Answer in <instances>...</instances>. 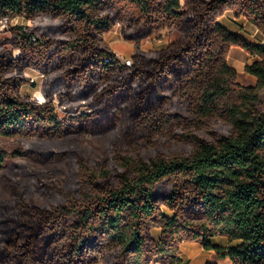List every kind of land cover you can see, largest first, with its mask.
<instances>
[{
	"label": "trees",
	"instance_id": "16d2710c",
	"mask_svg": "<svg viewBox=\"0 0 264 264\" xmlns=\"http://www.w3.org/2000/svg\"><path fill=\"white\" fill-rule=\"evenodd\" d=\"M228 10L264 36V0H0V18L32 22V33L11 27L17 55L0 51V139L91 134L112 153L72 159L80 194L62 204L41 207L8 185L0 264H172L192 241L232 264H264V43L224 26ZM117 21L127 40L181 35L136 52L133 66L104 62ZM232 47L259 57L244 67L255 85L237 80ZM26 67L44 73V101L21 95ZM56 99L92 111L58 120ZM174 144L188 150L166 153ZM7 158L0 146L4 184ZM56 184L50 195L65 194Z\"/></svg>",
	"mask_w": 264,
	"mask_h": 264
},
{
	"label": "rangeland",
	"instance_id": "374dc122",
	"mask_svg": "<svg viewBox=\"0 0 264 264\" xmlns=\"http://www.w3.org/2000/svg\"><path fill=\"white\" fill-rule=\"evenodd\" d=\"M226 13L222 17V24L227 28H230L233 32H236L235 30H240V17H237L235 11L233 10H228ZM234 19H238V22L235 23ZM248 24L250 26L245 28L246 31L244 34L250 41H256L257 33L254 29H257L259 33L261 32L254 24L250 22H248ZM14 25H22L26 31L32 33L30 30L32 22L24 17H15L11 19L0 18V51L3 48H6L10 51L13 50L14 54L17 55V49H14L13 44L8 43L12 37L11 27ZM128 25L129 23L126 21H117L114 27L109 32L104 34V42L113 52V55H109L104 58V62L116 60L120 64H123L124 60L131 59V65H123L133 66L132 56L136 52H148L165 47L172 41L178 39L181 35V33L177 30H164L160 34L148 36L140 39L139 41H132L127 40L122 33L123 29ZM229 55L228 63L231 66L232 62L239 65V72L241 73V76L243 73V77H245V79H247L246 75L251 76V74L241 69L242 64L240 58L237 57L232 59V56L229 58ZM17 75L28 78V81L23 84L20 89L22 96L36 99L39 102L44 101L42 87L45 75L41 70L34 67H26L22 72L17 73ZM241 76L239 74V77ZM239 77L237 72V80ZM246 85H248V83ZM91 111L92 108H90L85 101H82L80 104H61L57 99L54 101V113L58 120H63L66 116H76ZM214 129L217 131L219 136L228 134L230 130L228 126L222 123L215 124ZM199 134L207 140H213L211 136L204 132H200ZM0 146L8 153L6 165L2 172L7 182L4 184L0 181V196L8 197V185H12L24 191L28 198L41 207H50L62 204L67 200L68 195L76 197L79 196L80 193L78 183L74 180V172L71 164L72 159H74L76 155L80 154L90 164H95L112 157L108 144L103 141H98L93 138L91 134L87 135L86 142H82L81 140L73 137L53 139L36 138L31 140L0 139ZM184 150H188V147L183 144H174L172 147L165 150V152L175 153ZM19 151H22L23 153H20ZM149 153L155 154V149L150 150ZM149 153L146 152V154ZM56 183H60L59 185L64 186V191L66 192L65 194H59L56 196L50 195V193L54 190V187L57 185ZM159 232L160 229H153V235L155 237ZM195 242L196 241H192L193 244L199 245L197 244L199 242ZM185 245L186 247L190 246L189 244ZM206 251L208 252L209 250ZM178 254L180 255V252ZM183 261L184 260L180 256L179 261H175L172 264H184ZM98 263L104 264L103 261H99ZM193 264H200V262L193 261Z\"/></svg>",
	"mask_w": 264,
	"mask_h": 264
},
{
	"label": "crops",
	"instance_id": "0c3cea01",
	"mask_svg": "<svg viewBox=\"0 0 264 264\" xmlns=\"http://www.w3.org/2000/svg\"><path fill=\"white\" fill-rule=\"evenodd\" d=\"M227 15V13H226ZM220 22L222 23V18L220 19ZM234 22L237 23L238 19H234ZM248 20L245 19L244 17H240V30H235L236 33H239L241 35H243L245 38H247L244 34V32L246 31V27L250 26L248 24ZM252 28V27H250ZM230 29V28H228ZM254 29V28H253ZM255 32L257 33V40L256 41H252V42H258V43H264V36L259 33L257 31V29H254ZM248 39V38H247ZM249 40V39H248ZM232 59L234 58H240L241 59V64H242V68L244 70V67L247 63H252L255 60H258L259 57L258 56H251L250 54H248L244 49L240 48V47H232L231 51H230V55H229ZM233 67L236 68L237 72H238V77L239 74L241 76V73L239 72L240 66L235 64L234 62L231 63ZM244 74V73H243ZM243 74L241 77H239L238 81L241 82L242 84L244 83H248V85H255L257 82V78L251 74L250 75H246V78L243 77ZM242 80V81H241ZM244 81V82H243ZM244 84V85H246ZM159 236V233L156 237ZM196 243V242H195ZM185 244H189V247H186ZM199 245H195L192 242H185L184 244H182L181 248H180V256L181 258L184 260V264H193V261H198L200 262V264H232L231 261L228 258L225 259H220L217 257L216 252L214 250H209L208 252L202 247V245L200 243H197Z\"/></svg>",
	"mask_w": 264,
	"mask_h": 264
},
{
	"label": "built area",
	"instance_id": "2783aa9c",
	"mask_svg": "<svg viewBox=\"0 0 264 264\" xmlns=\"http://www.w3.org/2000/svg\"><path fill=\"white\" fill-rule=\"evenodd\" d=\"M106 60H108V59H106ZM123 64H125V65H131L132 64V61H131V59H126V60L123 61ZM179 259H180V255L177 254V256L174 258V261L173 262H175V261L178 262ZM98 264H100V263H98Z\"/></svg>",
	"mask_w": 264,
	"mask_h": 264
}]
</instances>
